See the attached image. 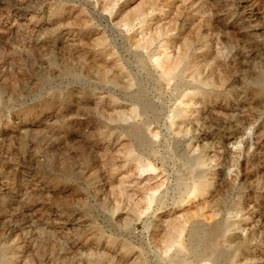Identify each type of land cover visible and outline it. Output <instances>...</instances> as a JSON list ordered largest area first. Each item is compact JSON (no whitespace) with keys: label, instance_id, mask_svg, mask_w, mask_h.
<instances>
[{"label":"rangeland","instance_id":"obj_1","mask_svg":"<svg viewBox=\"0 0 264 264\" xmlns=\"http://www.w3.org/2000/svg\"><path fill=\"white\" fill-rule=\"evenodd\" d=\"M182 262L264 264V0H0V264Z\"/></svg>","mask_w":264,"mask_h":264},{"label":"bare ground","instance_id":"obj_2","mask_svg":"<svg viewBox=\"0 0 264 264\" xmlns=\"http://www.w3.org/2000/svg\"><path fill=\"white\" fill-rule=\"evenodd\" d=\"M183 44H184V43H183ZM186 44H187V43H186ZM185 48H186V47H185ZM182 54H183V53H182ZM185 58H186V57H185ZM170 61H171V60H170ZM166 62H167V61H166ZM166 65H167V64H166ZM166 65H165V66H166ZM172 66H173V65H172ZM174 67H175V66H174ZM165 69H166V68H165ZM174 69H175V68H174ZM176 69H177V68H176ZM172 70H173V68H172ZM164 73H166V72H164ZM172 73H174V72H172ZM174 74H175V73H174ZM208 82H209V81H208ZM210 82H211V81H210ZM209 87H210V86H209ZM257 88H258V87H257ZM207 89H208V88H207ZM199 91H200V90H199ZM195 92H196V91H195ZM202 94H203V93H202ZM193 95H194V94H192V96H193ZM197 95H198V94H197ZM200 95H201V94H200ZM202 96H203V95H202ZM199 97H200V96H199ZM188 98H189V97H188ZM196 98H197V97H196ZM196 98H195V99H196ZM193 99H194V98H193ZM190 102H191V101H190ZM142 110H143V109H142ZM178 111H180V109H179ZM134 112H135V111H134ZM177 115H178V114H176V116H177ZM181 116H182V115H181ZM182 117H183V116H182ZM180 118H181V117H180ZM183 118H184V117H183ZM181 120H182V118H181ZM131 127H132V126H131ZM131 127H130V128H131ZM134 128H135V127H134ZM132 130H133V129H132ZM137 130H138V129H137ZM134 131H135V130H134ZM135 132H136V131H135ZM132 133H133V132H132ZM131 157H132V156H131ZM199 160H200V159H199ZM209 181H210V180H209ZM210 184H211V183H210ZM206 185H207V184H206ZM208 185H209V184H208ZM209 186H210V185H209ZM195 187H196V186H195ZM214 228H215V227H214ZM214 228H213V229H214ZM210 232H211V231H210ZM212 233H213V232H212ZM210 234H211V233H210ZM213 234H214V233H213ZM192 238H193V236H192ZM194 238H195V237H194ZM194 238H193V239H194ZM196 238H197V237H196ZM196 238H195V240L197 241ZM204 238H205V237H204ZM207 238H208V237H207ZM174 239H175V238H174ZM200 239H201V238H200ZM200 239H199V240H200ZM202 239H203V238H202ZM195 240H194V241H195ZM204 241H205V240H204ZM201 242H202V241H201ZM201 242H200V243H201ZM194 243H195V242H194ZM200 243H199V244H200ZM209 243H210V242H209ZM194 246H195V245H194ZM207 246H208V245H207ZM209 247H210V246H209ZM219 257H220V256H219ZM224 258H225V257H224ZM181 264H184V263L182 262ZM225 264H226V263H225Z\"/></svg>","mask_w":264,"mask_h":264}]
</instances>
